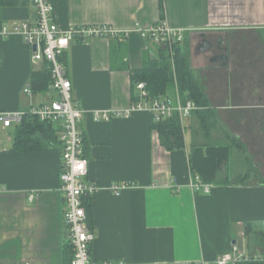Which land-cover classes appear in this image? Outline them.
<instances>
[{
  "label": "crops",
  "instance_id": "crops-1",
  "mask_svg": "<svg viewBox=\"0 0 264 264\" xmlns=\"http://www.w3.org/2000/svg\"><path fill=\"white\" fill-rule=\"evenodd\" d=\"M54 4L55 20L65 30L108 26L127 34L74 42L63 59L74 99L85 111L80 127L88 179L98 187L91 203L95 236L91 259L218 264L235 246L247 255L262 254L257 238L248 243L246 226L264 230V0H54ZM35 17L30 0L0 6V30L3 25L35 22ZM161 20L184 31L181 52L188 57L210 116L208 134L200 129L196 115L186 121L184 150L162 145L147 111L108 122L93 118L95 112L126 111L137 100L133 73L160 55V48L138 30ZM32 53L21 37H0V110L26 114L41 103L24 93L40 68L33 64ZM172 91L174 95L177 88ZM20 123L0 129V264H69L61 152L55 147L16 152ZM195 143L240 145L230 151V183L213 184L209 194L192 190L194 173L188 157ZM116 184L126 185L119 195L113 191ZM32 194L35 199L30 202Z\"/></svg>",
  "mask_w": 264,
  "mask_h": 264
},
{
  "label": "built area",
  "instance_id": "built-area-1",
  "mask_svg": "<svg viewBox=\"0 0 264 264\" xmlns=\"http://www.w3.org/2000/svg\"><path fill=\"white\" fill-rule=\"evenodd\" d=\"M30 2L35 8V22L3 25L0 37L19 36L31 49L36 47V51L33 50L32 53L33 64L40 66L38 71L43 70L45 65L50 71L51 84L48 93L53 94L55 98L33 105L29 112L41 123L55 127L61 145L60 193L64 201L63 227L66 241L73 249V258L69 264H123L110 261L96 263L91 259L90 250L95 236L89 225L87 203L94 200L98 187L88 179L89 160L86 156L84 132L80 127L85 111L74 99L73 83L63 59L74 42H84L96 37L126 38L127 34L108 26L72 27L65 30L55 20L54 0H30ZM138 31L143 39L169 52L175 71V53L184 44V31L171 28L166 20L141 27ZM145 85V83L136 85L137 100L129 109L114 113L95 112L94 120L108 122L112 118H129L136 112L147 111L152 116L153 123L178 118L184 126L196 111L201 110L195 101L188 96L183 97L178 87L174 97L167 94L153 98ZM30 89V87L25 88L24 93L32 98L34 94ZM24 116L25 113L22 112L0 110V129L10 128L14 122H21ZM125 187L126 185L116 184L113 191L119 195ZM191 188L197 193L209 194L212 191V185L206 184L200 176L193 178ZM34 199L33 194L29 196L30 202ZM259 259L260 255H247L235 246L233 253L223 255L217 263L251 262Z\"/></svg>",
  "mask_w": 264,
  "mask_h": 264
},
{
  "label": "trees",
  "instance_id": "trees-1",
  "mask_svg": "<svg viewBox=\"0 0 264 264\" xmlns=\"http://www.w3.org/2000/svg\"><path fill=\"white\" fill-rule=\"evenodd\" d=\"M18 0H0V6L16 4ZM158 60H153L149 65L133 73L135 86L138 83H145L151 97L167 95L172 89L177 88L183 97L196 102L204 109L196 111L195 115L200 120V129L203 133L208 134L210 130L209 111L207 109L206 98L193 79L190 64L186 54L181 49L175 53V71L172 67L171 55L166 49H160ZM51 84L50 71L43 67V70L34 72L31 77L30 90L34 95L45 94L49 92ZM186 125V124H185ZM178 118L164 121L162 123H153V127L158 131L160 141L167 150H184L185 149V129ZM234 142V141H233ZM55 147L61 150V145L57 136V130L53 125L41 123L39 119L26 113L23 117L15 135L14 150L16 152H41ZM240 145H192L189 153V165L195 176H200L203 181L210 185H225L230 183V158L233 148ZM92 203V201H91ZM91 203H87V212L89 225L93 230ZM246 234L257 242L262 244L264 249V230L253 224L246 226ZM71 253L73 258L72 245L66 243V255ZM71 260L69 262H71ZM240 264H264V252L260 254L258 261L243 262Z\"/></svg>",
  "mask_w": 264,
  "mask_h": 264
},
{
  "label": "rangeland",
  "instance_id": "rangeland-1",
  "mask_svg": "<svg viewBox=\"0 0 264 264\" xmlns=\"http://www.w3.org/2000/svg\"><path fill=\"white\" fill-rule=\"evenodd\" d=\"M156 47H158V46H156ZM159 48V47H158ZM173 92V91H172ZM171 91L168 93V95H171L170 93H172ZM174 97V95H171V97ZM33 97H35V99H36V102L37 103H39V102H41L42 103V101H44V99H47L48 101H51L53 98L51 97V95L49 94V93H45V94H36V95H33ZM198 107H200L201 109H204L203 107H201L200 105H198ZM195 115V114H194ZM263 226V225H262ZM264 227V226H263ZM260 229V228H259ZM253 238H252V236L251 237H249V241H248V243L252 240Z\"/></svg>",
  "mask_w": 264,
  "mask_h": 264
},
{
  "label": "water",
  "instance_id": "water-1",
  "mask_svg": "<svg viewBox=\"0 0 264 264\" xmlns=\"http://www.w3.org/2000/svg\"><path fill=\"white\" fill-rule=\"evenodd\" d=\"M33 50L36 51V47H34ZM218 60H222V61H224V62L227 61V59H226L225 57H220V59H218Z\"/></svg>",
  "mask_w": 264,
  "mask_h": 264
}]
</instances>
